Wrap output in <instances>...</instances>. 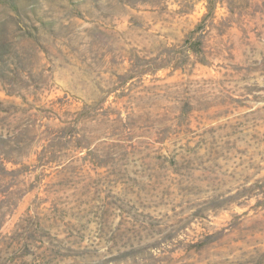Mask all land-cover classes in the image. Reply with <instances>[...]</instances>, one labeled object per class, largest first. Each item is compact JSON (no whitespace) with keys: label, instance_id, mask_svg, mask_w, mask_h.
Instances as JSON below:
<instances>
[{"label":"rangeland","instance_id":"rangeland-1","mask_svg":"<svg viewBox=\"0 0 264 264\" xmlns=\"http://www.w3.org/2000/svg\"><path fill=\"white\" fill-rule=\"evenodd\" d=\"M0 264H264V0H0Z\"/></svg>","mask_w":264,"mask_h":264},{"label":"trees","instance_id":"trees-1","mask_svg":"<svg viewBox=\"0 0 264 264\" xmlns=\"http://www.w3.org/2000/svg\"><path fill=\"white\" fill-rule=\"evenodd\" d=\"M197 42H195V45L198 47V44H196Z\"/></svg>","mask_w":264,"mask_h":264}]
</instances>
